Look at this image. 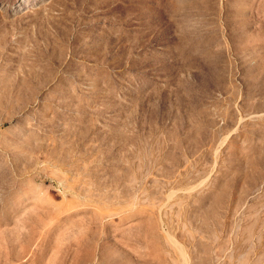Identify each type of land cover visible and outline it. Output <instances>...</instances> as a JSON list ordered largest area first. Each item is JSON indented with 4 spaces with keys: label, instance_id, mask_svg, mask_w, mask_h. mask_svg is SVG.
Segmentation results:
<instances>
[{
    "label": "rangeland",
    "instance_id": "1",
    "mask_svg": "<svg viewBox=\"0 0 264 264\" xmlns=\"http://www.w3.org/2000/svg\"><path fill=\"white\" fill-rule=\"evenodd\" d=\"M0 264H264V0H0Z\"/></svg>",
    "mask_w": 264,
    "mask_h": 264
}]
</instances>
